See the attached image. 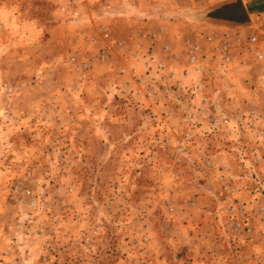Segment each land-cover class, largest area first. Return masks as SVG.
Listing matches in <instances>:
<instances>
[{
  "label": "rangeland",
  "instance_id": "1",
  "mask_svg": "<svg viewBox=\"0 0 264 264\" xmlns=\"http://www.w3.org/2000/svg\"><path fill=\"white\" fill-rule=\"evenodd\" d=\"M218 1L0 0V264H264V8Z\"/></svg>",
  "mask_w": 264,
  "mask_h": 264
},
{
  "label": "water",
  "instance_id": "2",
  "mask_svg": "<svg viewBox=\"0 0 264 264\" xmlns=\"http://www.w3.org/2000/svg\"><path fill=\"white\" fill-rule=\"evenodd\" d=\"M187 16L200 23L246 27L251 18L243 0H221L199 11H190Z\"/></svg>",
  "mask_w": 264,
  "mask_h": 264
},
{
  "label": "trees",
  "instance_id": "3",
  "mask_svg": "<svg viewBox=\"0 0 264 264\" xmlns=\"http://www.w3.org/2000/svg\"><path fill=\"white\" fill-rule=\"evenodd\" d=\"M258 1H260V0H258ZM251 8L254 10H257V11H261L264 8V0H261L260 3H258L256 5H252Z\"/></svg>",
  "mask_w": 264,
  "mask_h": 264
},
{
  "label": "crops",
  "instance_id": "4",
  "mask_svg": "<svg viewBox=\"0 0 264 264\" xmlns=\"http://www.w3.org/2000/svg\"><path fill=\"white\" fill-rule=\"evenodd\" d=\"M173 25V24H172Z\"/></svg>",
  "mask_w": 264,
  "mask_h": 264
}]
</instances>
